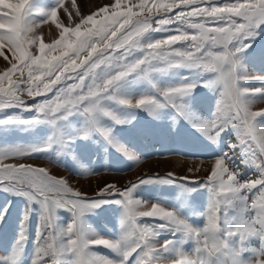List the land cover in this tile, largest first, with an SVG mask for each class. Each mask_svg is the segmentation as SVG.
Wrapping results in <instances>:
<instances>
[{"label":"snow or ice","instance_id":"6c2138e0","mask_svg":"<svg viewBox=\"0 0 264 264\" xmlns=\"http://www.w3.org/2000/svg\"><path fill=\"white\" fill-rule=\"evenodd\" d=\"M62 6L63 0H57L55 7L39 13L44 17L41 24L51 21L60 29L59 39L49 44L35 35L30 19L34 14L32 0H0V56L10 65L0 71V111L19 107L36 112L31 120L14 114L0 120V125L44 120L53 128L41 146L0 147V189L25 196L28 211L33 202L40 206L32 264H264V142L260 143L259 154L250 144L257 133L264 138V123L257 119L264 117V110L249 108L250 98L264 94V88L244 85L248 80L264 81V75H250L241 59L250 47L245 41L264 24V0H114L82 16L75 27L60 23L58 9ZM173 25L177 27L173 29ZM171 31L178 34L144 39L150 32ZM173 67L214 74V79L199 81L204 87L219 86L212 119L201 120L188 108L186 98L196 83L163 87L154 82V72ZM129 79L146 81L150 90L138 99L121 95V86ZM109 102L143 109L154 118L171 109L213 142L231 128L237 139L229 143V149H239L241 163L255 167L259 177L241 179L239 169L232 165L233 153L226 151L215 158L206 180L178 177L172 172L144 174L123 188L109 183L88 196L44 166L15 162L33 159L34 152L52 146L71 154L76 138L92 135L136 159L115 139L113 128L104 123L129 122ZM74 112L82 115L83 125L74 135H67L58 121ZM9 160L13 162H6ZM177 181H184L186 187L208 188L210 199L202 228L159 203L138 211L142 200L134 193L141 184ZM253 190H258L259 205ZM111 197H118L114 202L123 208L118 240L95 234L84 222L87 212L113 202ZM223 203L228 207L222 209ZM58 209L71 214L66 226L58 223ZM28 211L24 221L28 220ZM4 214L0 213V220ZM138 217L162 223L146 226L138 222ZM157 227L171 230L174 237L180 233L194 241V258L174 247L173 240L156 243ZM26 239L22 227L13 251L0 254V264H17ZM101 246L116 253L115 258L94 251ZM170 250L174 258H159V253Z\"/></svg>","mask_w":264,"mask_h":264},{"label":"rangeland","instance_id":"374dc122","mask_svg":"<svg viewBox=\"0 0 264 264\" xmlns=\"http://www.w3.org/2000/svg\"><path fill=\"white\" fill-rule=\"evenodd\" d=\"M113 2L114 0H63V6L58 9V18L65 27H75L82 16L89 15L98 8ZM219 2L222 3L223 0H219ZM56 4L57 0H32L34 14L30 19L34 21L35 35L49 44L59 39L60 29L51 21L41 24L39 21L44 17L39 13L55 7ZM172 14L174 15V13ZM172 27L174 29L177 25ZM256 33L254 37L245 41V43H250V47L241 54V59L250 75H264V24L256 29ZM170 34L178 33L175 31L150 32L144 39L145 41L155 40ZM5 51L10 57L11 54L7 53V50ZM30 51L38 54L35 48L30 47ZM8 66L10 65L0 56V71ZM152 79L163 87L181 83H196L197 86L186 98L188 108L201 120L213 118L219 97V86L204 87L199 81L214 79V74L200 73L186 67H173L154 72ZM244 85L250 89L264 88V81L248 80L244 82ZM149 90L150 86L146 81L129 79L122 84L120 94L136 96L135 99H138L140 94ZM48 95L51 97L52 94ZM109 106L129 122L114 124L110 120H105L104 123L113 128L115 139L124 145L136 159L125 156L100 136L92 135L87 139L76 138L71 144V154L61 153L56 146H52L46 150L34 152L33 159H21L15 162L44 166L58 178H66L70 186L88 196L95 195L99 189L109 183L123 188L144 174L172 172L178 177L206 180L215 158L220 157L226 151L233 153L232 165L239 169L241 179L259 177L255 167L241 163L242 156L239 149H229V143L235 142L237 139L236 132L231 128L222 133L217 142H213L202 135L190 120L176 117L171 109H165L159 118H154L143 109H127L112 102H109ZM249 108L251 111L264 110V94H256L251 97ZM14 114L19 115L23 120H31L36 116L34 110L13 107L0 111V120ZM257 119L260 120V123H264V117ZM82 125V115L75 112L66 119L58 121V127L67 135H74ZM52 132V126L44 120L32 124L0 125V147L6 145L41 146L45 144ZM256 135V140L250 138V144L252 149L259 154L260 143L264 142V138H261L259 133ZM189 188L192 190H188ZM253 192L258 197L257 204L259 205L258 190H253ZM134 195L142 200L138 211H147L152 203H159L169 210H174L196 228H202L206 222L204 213L209 203L210 192L202 185L186 187L184 181L150 182L141 184ZM248 195L250 204L252 194ZM110 199L113 202L105 203L95 210L87 212L84 215V222L95 234L109 240H118L122 233L120 221L123 208L114 202L118 197ZM225 207H228L226 203L221 204L222 209ZM39 208V204L33 202L30 205V211H28L29 202L25 196L0 189V213H5L3 219L0 220V254L7 255L13 251L23 227L26 229L27 239L23 244L22 254L19 256L17 264H32L36 249ZM26 211H28V220L24 221ZM57 220L59 224L66 226L71 220L70 212L66 209H58ZM138 222L146 226L162 223L159 220L153 221L151 218L141 217H138ZM155 231L158 233L154 238L156 243L173 240L174 247L182 248L194 258V241L184 239L180 233L174 237L169 229L157 227ZM254 246L258 247V245ZM94 251L110 258L116 256L112 250L102 246L97 247ZM173 256L174 251L172 250L159 253V258L171 259L174 258ZM164 264H168V261H165Z\"/></svg>","mask_w":264,"mask_h":264}]
</instances>
